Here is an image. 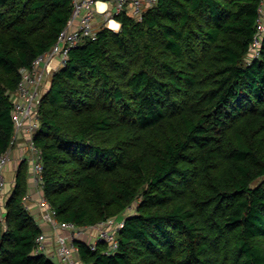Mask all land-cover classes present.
<instances>
[{
	"label": "trees",
	"instance_id": "16d2710c",
	"mask_svg": "<svg viewBox=\"0 0 264 264\" xmlns=\"http://www.w3.org/2000/svg\"><path fill=\"white\" fill-rule=\"evenodd\" d=\"M261 0H157L122 12L56 70L34 135L56 218H123L118 248L84 264H264ZM73 0H0V155L12 146L22 69L57 42ZM28 162L4 205L0 264H56L26 208Z\"/></svg>",
	"mask_w": 264,
	"mask_h": 264
},
{
	"label": "built area",
	"instance_id": "2783aa9c",
	"mask_svg": "<svg viewBox=\"0 0 264 264\" xmlns=\"http://www.w3.org/2000/svg\"><path fill=\"white\" fill-rule=\"evenodd\" d=\"M102 0H73V13L67 26L59 35L53 47L40 55L31 68L22 69V79L16 92L13 94L14 136L12 146L0 155V195L2 172L9 160V153L19 138L27 144L26 160L30 163L36 187L41 190V200L38 202L41 218L48 223L54 232L52 235L54 248L49 249V236L44 231L37 238L36 252L50 257L56 264H84L80 258L76 240L84 239L86 227H79L73 223L59 221L49 201L42 195L44 187L43 155L35 142L34 135L40 125L41 100L50 86L52 76L62 67L69 58L70 50L77 46L84 38H96L94 28L98 15H102L104 25L112 28V22L122 12H128L136 18H141L143 12L153 6L157 0H103L112 4L111 8L101 10L99 3ZM258 31L252 44L251 56L260 55V47L264 35V0L259 6ZM26 208L29 209L28 205ZM30 210V209H29ZM110 219L99 223L97 235L89 242L93 251L98 249L99 242L107 244L106 252L114 253L118 248V234L124 226V220ZM0 228L6 229L4 204L0 200Z\"/></svg>",
	"mask_w": 264,
	"mask_h": 264
},
{
	"label": "rangeland",
	"instance_id": "374dc122",
	"mask_svg": "<svg viewBox=\"0 0 264 264\" xmlns=\"http://www.w3.org/2000/svg\"><path fill=\"white\" fill-rule=\"evenodd\" d=\"M101 26H98L97 22H95L94 24V28L95 30H98ZM20 140V139H19ZM24 140V139H23ZM18 141V140H17ZM16 141V143L13 145L12 149L10 150L9 153V160L8 163L6 165V167L4 168L3 172H2V183H1V195H0V200L3 202V204H6V201L8 200V198L10 197L11 193L14 190V187L16 185V176H17V171L19 168L20 163L23 160H26V151L23 155H14L13 154V150L19 146V143ZM25 141V140H24ZM25 147L27 149V144L25 142ZM28 162V161H27ZM11 164V167L8 168V166ZM31 177L32 178V182L34 185V179H33V173H32V168L30 163L28 162V178ZM29 182V179H28ZM31 186V185H30ZM29 186V187H30ZM39 193H41V190H39ZM27 194H29V191H27ZM26 194L25 196V203L26 205H28V207L30 206L32 199L30 198V196H28ZM43 195V194H42ZM41 200V195L38 199V202ZM29 209L31 210V207H29ZM114 219V218H113ZM112 219V220H113ZM123 219V218H117L116 221ZM87 232L83 235V238L86 239L87 241H90L92 238H94L97 235V228L94 227H86ZM3 230V229H1Z\"/></svg>",
	"mask_w": 264,
	"mask_h": 264
},
{
	"label": "crops",
	"instance_id": "0c3cea01",
	"mask_svg": "<svg viewBox=\"0 0 264 264\" xmlns=\"http://www.w3.org/2000/svg\"><path fill=\"white\" fill-rule=\"evenodd\" d=\"M98 5H99V7H100L101 10H104L106 8H111L112 7V4L109 1H103V0L100 1V3ZM95 22H97L98 26H102V25L105 24L102 15H98L97 16V19L95 20ZM114 22H116V24H117V27L114 28V30H119L120 27H121V24L117 20H114ZM19 139L17 141L19 143V146L16 147L13 150V154L14 155L15 154L16 155H23L25 153V151H26L25 141L22 138H19ZM9 167H11V164L8 166V168ZM32 184H33L32 178L29 177V182H28V191H29V194H27V195L30 196V198L32 199V202H31V204L29 206V207H31V210L30 211L34 215V217H35L37 223L39 224V226H41L42 230L45 233L48 234V236H49V240H48L49 241L48 242L49 249L52 250V248H54V245H53V240H52L51 237H52V235H53L54 232L52 231L50 225L48 223H46L44 220H42V218H41L40 207L38 205V199H39L41 193H39L38 188L36 187V185L35 184L32 185Z\"/></svg>",
	"mask_w": 264,
	"mask_h": 264
},
{
	"label": "bare ground",
	"instance_id": "6f19581e",
	"mask_svg": "<svg viewBox=\"0 0 264 264\" xmlns=\"http://www.w3.org/2000/svg\"><path fill=\"white\" fill-rule=\"evenodd\" d=\"M117 27V24H116V22H112V28H116Z\"/></svg>",
	"mask_w": 264,
	"mask_h": 264
}]
</instances>
